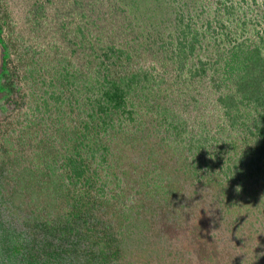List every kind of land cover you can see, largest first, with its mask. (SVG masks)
I'll use <instances>...</instances> for the list:
<instances>
[{
	"label": "trees",
	"instance_id": "trees-1",
	"mask_svg": "<svg viewBox=\"0 0 264 264\" xmlns=\"http://www.w3.org/2000/svg\"><path fill=\"white\" fill-rule=\"evenodd\" d=\"M237 1L66 0L79 19L71 33L63 21L62 36L91 70L59 61L48 81L41 67L10 69L0 19V116L16 109L21 80L34 103L22 129L0 133V264H136V217L191 181L228 235L233 253L217 264H264V39L233 41L234 25L249 23ZM200 102L223 114L197 123L185 109Z\"/></svg>",
	"mask_w": 264,
	"mask_h": 264
},
{
	"label": "rangeland",
	"instance_id": "rangeland-1",
	"mask_svg": "<svg viewBox=\"0 0 264 264\" xmlns=\"http://www.w3.org/2000/svg\"><path fill=\"white\" fill-rule=\"evenodd\" d=\"M252 1H237L240 3L241 12L245 14L249 23L246 30L241 25H234L238 32L231 36L233 41L248 40L250 44H253L257 40L259 41L260 37L262 40L264 39V0H255L254 4ZM207 3H209L210 8L214 6L212 0H208ZM41 4H46V7L39 15L37 8ZM0 6V19L6 23L4 39H6L11 49L10 58L8 59L10 69H17L20 75H24L30 70L41 67L40 73L47 81L53 80V77L56 78V75H52L53 72L56 73V69H53L52 66H56L59 61H64L63 65L66 63L72 64L73 66H69L70 70H73L74 67L79 72L85 70L88 73L91 70L87 60L82 59L78 53L75 56L71 53L75 45L69 46L62 36L63 33H66V30L61 27L63 21H66L67 28L71 30V33L74 31L79 19L77 12L71 11L72 7L67 5L66 0H56L52 3H47L45 0H1ZM105 6L101 7L107 10ZM210 8H207V10H210ZM85 11L88 13V9H85ZM58 12L62 13V18L57 16ZM195 14L193 13L190 17L193 27L194 24L200 23L201 19L204 20L206 17L205 15L196 16ZM38 15L39 17H37ZM35 19H37L38 24ZM198 27L204 29L202 23L198 24ZM257 32H261V35ZM118 36H121V34ZM76 40L75 37H71L70 42ZM212 41L213 39L209 36L207 43L212 45ZM212 46H210V49L213 48ZM25 47H29L31 51L22 58L21 53L25 51ZM33 54H35L34 59L30 58ZM144 62L145 60L142 58L141 63ZM146 65L160 68V64H152L151 59ZM49 70L51 74L48 73ZM42 75L38 78L41 79ZM208 81L205 79L202 82L204 86L200 93H203V101L209 98ZM21 82L22 93L20 98H14V102L17 103L16 109L9 114V118L0 116V133L3 131L11 132L13 127L8 128L9 124L10 126L19 125L18 128L22 129L23 125L28 122L24 116L31 111L34 105L33 91L30 89V81L21 80ZM44 87L49 88L45 85ZM74 89V86H70L69 90ZM202 102L198 103V108H194L192 105L188 106L185 109V114L188 117L195 118L197 123L201 121L211 122L212 116L216 117L218 114H223L214 106V103ZM22 103H24V106L19 105ZM72 117L73 115L70 116L69 122L72 121ZM18 120L22 124H18ZM207 124L210 126L215 125L213 120L211 124ZM131 177L133 178L135 175L133 174ZM203 184L202 182L195 183L191 181L188 189L185 188L177 194L179 199H176L175 202L171 201L170 204L161 201L160 197H155L152 202H148L147 205L150 208L147 209V213L142 212L141 215L136 217V226L133 228L135 231L142 230L144 232L142 241H134L132 246V250L136 252L135 255L138 258L136 264H217L218 261L223 263L229 259L233 252L228 248H223L225 244L222 241L228 239V235L224 231V225L219 221L218 227L214 226L217 218L209 213V209L206 207L208 205L204 204L207 201L200 200L199 195L204 190ZM195 188L199 191V195L194 193ZM145 191L147 190L145 189ZM150 195L153 198L152 192H150ZM191 203L198 204L199 207L204 205L203 209L192 212L190 210ZM139 247H144L145 251L141 253ZM147 251L151 252L150 257L146 254ZM153 251H155L154 254ZM152 256L153 258H151ZM160 256L166 259L165 262H158Z\"/></svg>",
	"mask_w": 264,
	"mask_h": 264
},
{
	"label": "water",
	"instance_id": "water-1",
	"mask_svg": "<svg viewBox=\"0 0 264 264\" xmlns=\"http://www.w3.org/2000/svg\"><path fill=\"white\" fill-rule=\"evenodd\" d=\"M4 57H5V48L4 46L0 43V75L3 72V67H4ZM3 94L0 93V97H2Z\"/></svg>",
	"mask_w": 264,
	"mask_h": 264
}]
</instances>
